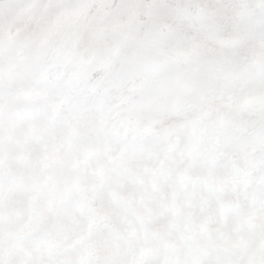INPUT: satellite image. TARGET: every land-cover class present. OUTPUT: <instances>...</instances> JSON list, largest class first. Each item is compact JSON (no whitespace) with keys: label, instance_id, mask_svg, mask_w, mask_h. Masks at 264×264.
Returning <instances> with one entry per match:
<instances>
[{"label":"snow or ice","instance_id":"obj_1","mask_svg":"<svg viewBox=\"0 0 264 264\" xmlns=\"http://www.w3.org/2000/svg\"><path fill=\"white\" fill-rule=\"evenodd\" d=\"M0 264H264V0H0Z\"/></svg>","mask_w":264,"mask_h":264}]
</instances>
